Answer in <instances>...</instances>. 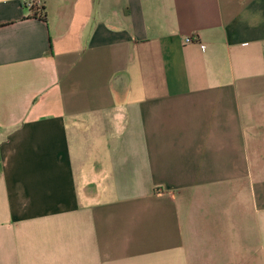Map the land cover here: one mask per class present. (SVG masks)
Instances as JSON below:
<instances>
[{
	"label": "crops",
	"instance_id": "obj_1",
	"mask_svg": "<svg viewBox=\"0 0 264 264\" xmlns=\"http://www.w3.org/2000/svg\"><path fill=\"white\" fill-rule=\"evenodd\" d=\"M41 1L0 0V264H264V0Z\"/></svg>",
	"mask_w": 264,
	"mask_h": 264
},
{
	"label": "built area",
	"instance_id": "obj_2",
	"mask_svg": "<svg viewBox=\"0 0 264 264\" xmlns=\"http://www.w3.org/2000/svg\"><path fill=\"white\" fill-rule=\"evenodd\" d=\"M24 6L29 9L37 10V7L42 6V1L41 0H24ZM197 38L195 37H188L186 39L187 43L195 42ZM201 47L205 49V45L201 44Z\"/></svg>",
	"mask_w": 264,
	"mask_h": 264
},
{
	"label": "trees",
	"instance_id": "obj_3",
	"mask_svg": "<svg viewBox=\"0 0 264 264\" xmlns=\"http://www.w3.org/2000/svg\"><path fill=\"white\" fill-rule=\"evenodd\" d=\"M37 10H43V8H41V9H40V8H38Z\"/></svg>",
	"mask_w": 264,
	"mask_h": 264
}]
</instances>
